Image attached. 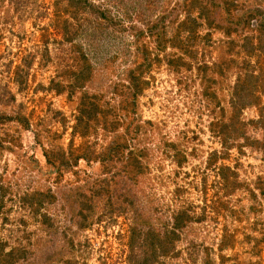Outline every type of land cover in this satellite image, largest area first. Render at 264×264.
Listing matches in <instances>:
<instances>
[{
  "label": "rangeland",
  "instance_id": "1",
  "mask_svg": "<svg viewBox=\"0 0 264 264\" xmlns=\"http://www.w3.org/2000/svg\"><path fill=\"white\" fill-rule=\"evenodd\" d=\"M194 1L0 0V264H264V0Z\"/></svg>",
  "mask_w": 264,
  "mask_h": 264
},
{
  "label": "trees",
  "instance_id": "2",
  "mask_svg": "<svg viewBox=\"0 0 264 264\" xmlns=\"http://www.w3.org/2000/svg\"><path fill=\"white\" fill-rule=\"evenodd\" d=\"M192 2H195L194 0H192ZM253 20H254V18H253ZM259 23V28H256V30L258 31V32H260L261 30H263L264 29V21H261V22H258ZM258 23H257V25H258ZM245 24V23H244ZM178 41H179V43L180 44H185V41H184V39L183 38H179L178 39ZM136 78H137V76H136ZM140 80H141V78H140ZM136 83H137V80H136V82H135V84L134 85H136ZM137 84H139V82L137 83ZM140 85V84H139ZM138 85V86H139ZM89 106V105H88ZM79 150V149H78ZM73 153V152H72ZM230 173H225V177H227V178H225L224 179V185H229L230 184V180H229V178L228 177H230ZM99 195V197L101 196V194L99 193L98 194ZM138 230V229H137ZM136 230V231H137Z\"/></svg>",
  "mask_w": 264,
  "mask_h": 264
}]
</instances>
